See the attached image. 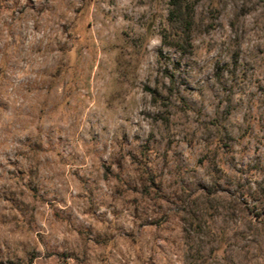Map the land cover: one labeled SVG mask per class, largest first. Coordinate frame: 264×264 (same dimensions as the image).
<instances>
[{"label": "rangeland", "instance_id": "rangeland-1", "mask_svg": "<svg viewBox=\"0 0 264 264\" xmlns=\"http://www.w3.org/2000/svg\"><path fill=\"white\" fill-rule=\"evenodd\" d=\"M182 3L0 0V264H264V0Z\"/></svg>", "mask_w": 264, "mask_h": 264}, {"label": "trees", "instance_id": "trees-1", "mask_svg": "<svg viewBox=\"0 0 264 264\" xmlns=\"http://www.w3.org/2000/svg\"><path fill=\"white\" fill-rule=\"evenodd\" d=\"M170 3V20L172 24L175 25V28H181L188 20L185 16V9L183 7L182 0H170Z\"/></svg>", "mask_w": 264, "mask_h": 264}]
</instances>
